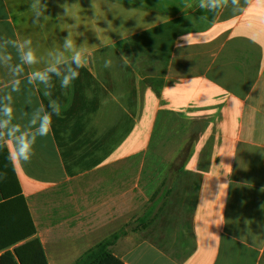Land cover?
Masks as SVG:
<instances>
[{"label": "crops", "instance_id": "0c3cea01", "mask_svg": "<svg viewBox=\"0 0 264 264\" xmlns=\"http://www.w3.org/2000/svg\"><path fill=\"white\" fill-rule=\"evenodd\" d=\"M69 36L72 49L64 47ZM25 41L35 64L20 59ZM76 52L83 67L72 63ZM53 66L59 75L48 71L47 84L29 82ZM72 71L78 77L62 88ZM170 84L174 106L166 110ZM8 95L9 127L33 131L41 105L53 119L31 162L10 163L47 264H74L139 215L170 171L172 156L159 152L170 146L186 160L166 206L150 226L119 238L112 257L264 264L260 0H220L215 11L199 0H0V107ZM3 131L0 205L16 190L6 161L15 138ZM93 260L84 264H117Z\"/></svg>", "mask_w": 264, "mask_h": 264}, {"label": "trees", "instance_id": "16d2710c", "mask_svg": "<svg viewBox=\"0 0 264 264\" xmlns=\"http://www.w3.org/2000/svg\"><path fill=\"white\" fill-rule=\"evenodd\" d=\"M179 135L177 133V138H180ZM173 138V132H171L163 145L171 143ZM164 148H161L159 152L164 154ZM6 161L9 163L8 167L11 169L10 173L16 190L14 195H8L6 191L5 202L0 205V264H47L42 246L36 238V229L25 199L18 191V183L11 164L8 162V159ZM182 164L179 166L172 164L168 175L159 185L158 189L150 196L139 215L133 217L122 229L94 245L93 248L84 253L74 264H84L90 259H94L93 261L110 259L120 264L110 254V247L119 238L125 236V234L138 233L154 222L158 214L166 206L178 182L179 167Z\"/></svg>", "mask_w": 264, "mask_h": 264}, {"label": "clouds", "instance_id": "9594fccd", "mask_svg": "<svg viewBox=\"0 0 264 264\" xmlns=\"http://www.w3.org/2000/svg\"><path fill=\"white\" fill-rule=\"evenodd\" d=\"M261 4H264V0H260ZM220 6V0H207V3L205 0H199V7L201 9L209 10V11H215ZM34 7V6H33ZM65 10H67L66 6ZM46 8V6H45ZM42 13L37 12L36 15L39 16ZM31 41H25L24 44L18 45V50L20 51V59L23 64L32 65L37 62L35 54L29 49L28 51H24V46L30 44ZM64 47L66 49H72L73 48V42L71 39V36H69L68 39L65 40ZM6 60L10 61L11 56H7ZM72 63H74L77 67H83V61L81 58V54L79 52H76L72 58ZM109 62H106L105 66H108ZM15 74H19L22 69L17 66V68L14 70ZM56 72L57 75H59V72L57 69L53 66L50 67L46 72H34L29 77V82H35L40 81L42 83L47 84L48 82V75L47 72ZM78 72L72 71L70 75L64 76L61 87L67 88L73 79L78 77ZM19 80H14L12 82V91L16 92L19 91ZM6 99L9 101L8 104H4L2 107H0V114L5 117L4 119H0V140H2L5 136L4 129H7V136L8 137H14L15 142L13 144L12 152L9 154V162H15L20 163L23 161L24 163H30L31 162V155L33 150V145L36 142V138L39 137H47L52 129V115L44 112L43 106L41 105L33 114L29 121L30 125L34 129L31 132H21V129L18 125H12L9 127V125L12 123V114L13 109L10 106L11 102V95H8ZM50 107H52L53 112L59 116L60 115V107L59 105L55 104L54 102L50 104ZM0 150H4L3 144H0ZM6 177V174L3 171H0V181H3Z\"/></svg>", "mask_w": 264, "mask_h": 264}, {"label": "rangeland", "instance_id": "374dc122", "mask_svg": "<svg viewBox=\"0 0 264 264\" xmlns=\"http://www.w3.org/2000/svg\"><path fill=\"white\" fill-rule=\"evenodd\" d=\"M174 97L175 96L173 94V86H172V84H170V89L168 90L166 96L164 97V101H163V108L164 109H166V110H172V106H174ZM178 97H180L179 94H178ZM179 150H178V153L177 154L174 153L173 146L167 147V148H165L163 150V152L166 155L172 156V158H173V163L172 164L175 165V166H179L180 164H182L184 162V158L185 157L178 156Z\"/></svg>", "mask_w": 264, "mask_h": 264}]
</instances>
